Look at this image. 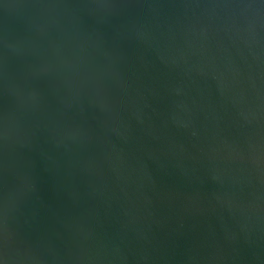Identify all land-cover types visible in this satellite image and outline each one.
Masks as SVG:
<instances>
[{
    "label": "water",
    "instance_id": "obj_1",
    "mask_svg": "<svg viewBox=\"0 0 264 264\" xmlns=\"http://www.w3.org/2000/svg\"><path fill=\"white\" fill-rule=\"evenodd\" d=\"M4 264H264V0H0Z\"/></svg>",
    "mask_w": 264,
    "mask_h": 264
},
{
    "label": "snow or ice",
    "instance_id": "obj_2",
    "mask_svg": "<svg viewBox=\"0 0 264 264\" xmlns=\"http://www.w3.org/2000/svg\"><path fill=\"white\" fill-rule=\"evenodd\" d=\"M0 264H4V262H3V260H2V259H0Z\"/></svg>",
    "mask_w": 264,
    "mask_h": 264
}]
</instances>
